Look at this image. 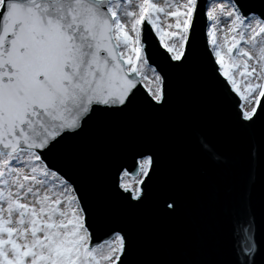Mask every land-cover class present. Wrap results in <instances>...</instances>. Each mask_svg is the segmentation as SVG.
Segmentation results:
<instances>
[{"label":"snow or ice","instance_id":"6c2138e0","mask_svg":"<svg viewBox=\"0 0 264 264\" xmlns=\"http://www.w3.org/2000/svg\"><path fill=\"white\" fill-rule=\"evenodd\" d=\"M193 73L229 141L191 127L199 154L264 166V0H0V264H264L250 190L221 209L223 259L160 258L134 223L150 204L180 209L159 146L128 138L130 163L105 157L104 195L75 156L92 129L167 112L174 78Z\"/></svg>","mask_w":264,"mask_h":264},{"label":"water","instance_id":"95a60500","mask_svg":"<svg viewBox=\"0 0 264 264\" xmlns=\"http://www.w3.org/2000/svg\"><path fill=\"white\" fill-rule=\"evenodd\" d=\"M174 88L175 98L167 112L152 119L133 117L102 132L92 129L79 141L75 156L93 161L92 178L104 195L109 179V170L103 166L105 157L130 163V154L120 151L128 138L142 147L159 146L165 184L178 196L180 209L174 218H165L150 204L136 213L135 227L146 239L161 242L162 249L157 248L160 258H166L164 251L173 257L199 251L208 259H223L230 239L222 227L221 209L250 190L259 216L264 205V166L257 162L251 168L240 150L226 166L209 164L197 151L190 128H198L218 147L227 148L224 118L204 94L195 73L176 76Z\"/></svg>","mask_w":264,"mask_h":264},{"label":"rangeland","instance_id":"374dc122","mask_svg":"<svg viewBox=\"0 0 264 264\" xmlns=\"http://www.w3.org/2000/svg\"><path fill=\"white\" fill-rule=\"evenodd\" d=\"M160 3H163V0H159Z\"/></svg>","mask_w":264,"mask_h":264}]
</instances>
